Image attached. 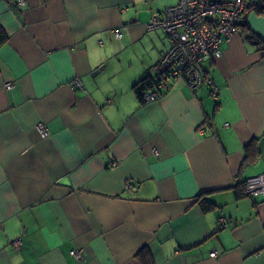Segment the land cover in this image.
Masks as SVG:
<instances>
[{
	"label": "crops",
	"instance_id": "crops-1",
	"mask_svg": "<svg viewBox=\"0 0 264 264\" xmlns=\"http://www.w3.org/2000/svg\"><path fill=\"white\" fill-rule=\"evenodd\" d=\"M177 2L0 0V264H264V199L236 195L264 175V13L203 63L217 98L174 79L141 102Z\"/></svg>",
	"mask_w": 264,
	"mask_h": 264
},
{
	"label": "built area",
	"instance_id": "built-area-1",
	"mask_svg": "<svg viewBox=\"0 0 264 264\" xmlns=\"http://www.w3.org/2000/svg\"><path fill=\"white\" fill-rule=\"evenodd\" d=\"M18 3L24 5L25 0H18ZM245 7L246 0H178L176 4L165 7L161 14H155L147 27H162L170 40V47L155 65L158 78L153 90L146 93V101L158 98L174 79L185 80L193 91L207 84L217 98V85L205 73L203 62L221 55L222 43L238 31L237 25L243 19ZM114 32L118 38L122 37L120 30ZM6 85L11 87L12 83ZM72 87L82 88L81 80L76 78ZM38 129L46 134L44 123H39ZM200 130L205 131V126ZM244 192L250 197L264 199V175L245 180ZM13 243L21 246L22 237ZM71 253L78 259L82 258V250H72ZM218 253L217 250L211 251L210 256Z\"/></svg>",
	"mask_w": 264,
	"mask_h": 264
},
{
	"label": "trees",
	"instance_id": "trees-1",
	"mask_svg": "<svg viewBox=\"0 0 264 264\" xmlns=\"http://www.w3.org/2000/svg\"><path fill=\"white\" fill-rule=\"evenodd\" d=\"M251 10H254L257 13H264V0H246V7H245L243 19L237 25L238 30L244 28L247 25V23H246L247 14ZM8 37H9V35L6 32V30L3 27H0V47L7 41ZM251 39L257 45L258 49H262L264 51V35H260L256 32H253L251 34ZM156 82H157V79H155L151 76H146L134 84L133 89H134L138 99L141 102L146 101V99H145L146 93L149 90H153V87L156 85ZM244 184H245V181H243V182L241 181V182H238L236 184V195L239 197L246 195L244 192ZM195 200L205 210H211V209H214L216 207V204L214 202H212L204 193L196 196ZM221 222H219V226L222 225Z\"/></svg>",
	"mask_w": 264,
	"mask_h": 264
},
{
	"label": "rangeland",
	"instance_id": "rangeland-1",
	"mask_svg": "<svg viewBox=\"0 0 264 264\" xmlns=\"http://www.w3.org/2000/svg\"><path fill=\"white\" fill-rule=\"evenodd\" d=\"M204 62H205V61H204ZM204 62H203V63H204Z\"/></svg>",
	"mask_w": 264,
	"mask_h": 264
}]
</instances>
